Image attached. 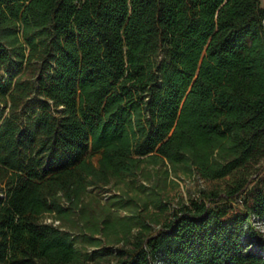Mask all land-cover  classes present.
<instances>
[{"label": "trees", "instance_id": "trees-1", "mask_svg": "<svg viewBox=\"0 0 264 264\" xmlns=\"http://www.w3.org/2000/svg\"><path fill=\"white\" fill-rule=\"evenodd\" d=\"M1 104L0 264H264L261 0H0ZM161 163L233 180L83 251L89 187Z\"/></svg>", "mask_w": 264, "mask_h": 264}, {"label": "rangeland", "instance_id": "rangeland-1", "mask_svg": "<svg viewBox=\"0 0 264 264\" xmlns=\"http://www.w3.org/2000/svg\"><path fill=\"white\" fill-rule=\"evenodd\" d=\"M2 108L3 104L0 105V111ZM92 157L96 161L98 154L93 153ZM261 163L264 166V161ZM258 166L259 164H256L254 168ZM146 169L150 172L148 175L140 172L137 177L111 181L102 187H89L86 202L89 204L90 214L96 216L101 230L92 233L85 228L78 211L72 216L73 223L66 222L69 230L76 235H81L80 233L85 229L88 231L87 235L93 234V239H99L100 244L96 245L85 240L83 236L79 237L78 246L83 251L93 253L105 247L115 250L116 247L129 244L138 229L142 227L141 224H136L138 220L147 224V231H154L171 216L176 206L188 202L192 197L200 196L202 191L209 192L213 189L222 191L233 180V177L208 179L202 177L196 170L175 173L169 165L165 166L163 163L157 166L147 165ZM165 169H167L166 175ZM255 176L256 173L251 178H256ZM109 214L111 218L117 215L130 217L132 224L130 230L125 232L120 224L104 230V218ZM48 220H53L55 224L61 223L60 220L52 218ZM115 253H105L85 260L81 264H114Z\"/></svg>", "mask_w": 264, "mask_h": 264}, {"label": "built area", "instance_id": "built-area-1", "mask_svg": "<svg viewBox=\"0 0 264 264\" xmlns=\"http://www.w3.org/2000/svg\"><path fill=\"white\" fill-rule=\"evenodd\" d=\"M252 220H253V225L258 229V231L264 237V219L259 217H253Z\"/></svg>", "mask_w": 264, "mask_h": 264}, {"label": "crops", "instance_id": "crops-1", "mask_svg": "<svg viewBox=\"0 0 264 264\" xmlns=\"http://www.w3.org/2000/svg\"><path fill=\"white\" fill-rule=\"evenodd\" d=\"M262 5L264 6V0H261Z\"/></svg>", "mask_w": 264, "mask_h": 264}]
</instances>
